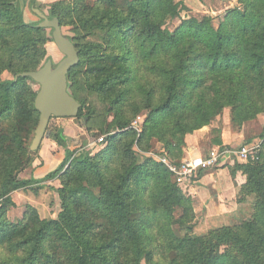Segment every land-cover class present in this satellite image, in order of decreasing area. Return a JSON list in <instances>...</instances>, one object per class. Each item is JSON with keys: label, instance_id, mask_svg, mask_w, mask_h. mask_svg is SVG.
Instances as JSON below:
<instances>
[{"label": "trees", "instance_id": "trees-1", "mask_svg": "<svg viewBox=\"0 0 264 264\" xmlns=\"http://www.w3.org/2000/svg\"><path fill=\"white\" fill-rule=\"evenodd\" d=\"M238 4L217 26L193 16L171 31L167 20L189 9L176 0H0V264H264V132L257 159L234 164L247 177L238 203L254 199L250 219L204 235H195L193 200L168 167L138 160L156 142L159 157L181 163L186 137L225 109L240 128L264 116V0ZM35 9L74 33L80 61L68 91L81 104L74 119L91 132L97 110L86 101L94 96L112 120L102 122L108 137L94 156L71 150L56 128L52 140L65 160L43 178L22 180L40 150L30 149L40 113L38 85L18 76L51 60L53 39ZM141 113L138 134L131 126ZM53 180L60 181L56 219L31 205L10 218L15 191L37 195Z\"/></svg>", "mask_w": 264, "mask_h": 264}, {"label": "crops", "instance_id": "crops-1", "mask_svg": "<svg viewBox=\"0 0 264 264\" xmlns=\"http://www.w3.org/2000/svg\"><path fill=\"white\" fill-rule=\"evenodd\" d=\"M43 3H53L60 0H39ZM40 3V2H39ZM191 14L194 8L190 7ZM217 118L211 125L206 126L192 135L186 137V146L184 148V159L206 157L212 150L220 151L222 148L237 150L243 145H254L258 143L257 132H254L255 126L240 128L232 123L229 111H226ZM264 116L259 117V122ZM61 128L65 131V136L70 141L80 136L79 129L76 130L71 124V119H61ZM217 130V134L213 131ZM47 146L56 152L57 166L51 168V164L46 160H37L30 169H26L20 174V179L29 180L31 178H43L52 169H56L63 163L66 157L65 149L58 146L54 140ZM58 160V161H57ZM236 158L232 155L224 156L220 165L215 169L198 173L191 184L183 189L184 193L193 200L194 211L198 224L195 227V235L207 234L210 230L240 224L250 219L254 199L248 197L244 203H238L239 194L242 187L247 182V177L241 171H234ZM54 163V162H53ZM60 187L59 180H53L45 183V187L40 190L39 195L32 191L19 190L12 194V199L16 208L11 213L12 220L19 219L27 205L36 208L42 219H55L48 213L47 201L43 199L51 194L53 189ZM50 189V190H49ZM52 190V191H51ZM50 197V196H48ZM54 217V218H53Z\"/></svg>", "mask_w": 264, "mask_h": 264}, {"label": "rangeland", "instance_id": "rangeland-1", "mask_svg": "<svg viewBox=\"0 0 264 264\" xmlns=\"http://www.w3.org/2000/svg\"><path fill=\"white\" fill-rule=\"evenodd\" d=\"M176 2H183L188 8H189V6L194 8V11H193V14H191L189 9H185L184 12H182L180 18H177V19L169 18L165 24V27L171 31H174L176 28H178L183 20H185L189 17H193V16L198 17V19H201L204 16L212 17L214 20V25L217 26L219 24L220 20L223 18V16H225L228 9H233V8H236L239 6L238 0H176ZM43 8L46 9L48 12V9L46 6H43ZM191 12H192V9H191ZM28 15L31 19L37 20L32 15L30 10H28ZM63 32L68 38L74 37V33L71 31L70 28H64ZM47 49L49 52V56L51 57V60L54 62V64H59L64 59V55L60 52V50L58 49V47L54 43L53 39H50V41L47 45ZM3 79L10 80V79H12V76L9 75L8 73H5L3 75ZM35 89L39 90V86H35ZM86 105H87V108L93 106L97 110L96 117L94 118L91 125H89V126H92V130L89 134L86 133L85 127L86 128L88 127V126H86V123L78 122L75 119H71L70 122H71L73 128L75 130H76V128L79 129L78 131L80 132V136L77 135L76 139H72L70 141V149L71 150L84 149V150L90 152V154L92 156H94L96 153H98L103 148V144H104L106 138L108 137V132H109L108 131V125L109 124H107L105 126V130H106L105 133L100 132L101 124L103 121L104 122H111L112 117L110 115L107 116L105 114L103 106L100 105L99 102H97V99L94 96H92L91 98H89L88 101H86ZM226 111L230 112V109H225L224 113ZM85 113H86V111H85ZM137 117H141V121H139L140 122L139 128H140V130H142L144 120L146 119V114L141 113ZM137 117L134 119L133 122H135V120H137ZM216 120L217 119H215V121ZM220 120H222V115H221ZM61 122H66V121H62L60 119H58V120L52 119L51 120L48 131L46 133V137H45L42 145L40 146V150H39L38 154L35 157V161L43 160V159L46 160V162L51 164V168H54L55 166H57V163H55L56 162V152L52 151L47 146V144L52 141V137L54 135V130L56 128H61V124H62ZM83 124H85V127H82ZM250 126H255L254 127L255 129H251V130H254V132H257V135L262 134L264 132V119L261 122H253L250 124ZM91 135L92 136L97 135V136L91 137ZM100 139H104V142L99 143ZM93 143H94V146L92 148L89 147ZM154 146H155L154 149H152L151 152H149V153L144 154V153L138 152V160L141 163L144 162L145 160H147L148 158H152V155L160 156V154L162 152L161 151L162 150L161 145L155 142ZM30 168H31V166L28 167L27 169H30ZM53 191L54 192H52L51 194H47L50 197L47 196L43 200L47 201L49 215L54 216L56 219L58 217L59 213L61 212V201H60L59 195L57 194L55 189H53ZM37 195H39V194H37ZM196 223L198 224V221Z\"/></svg>", "mask_w": 264, "mask_h": 264}, {"label": "water", "instance_id": "water-1", "mask_svg": "<svg viewBox=\"0 0 264 264\" xmlns=\"http://www.w3.org/2000/svg\"><path fill=\"white\" fill-rule=\"evenodd\" d=\"M35 12L43 20L39 27L53 30L54 43L64 55V59L59 64L49 60L39 70L18 76L31 77L39 86L35 107L40 113V120L30 148L32 152L39 150L53 118L74 119L81 108V104L68 91V74L79 64V53L72 41L64 34L57 18L50 20L40 10L35 9Z\"/></svg>", "mask_w": 264, "mask_h": 264}, {"label": "built area", "instance_id": "built-area-1", "mask_svg": "<svg viewBox=\"0 0 264 264\" xmlns=\"http://www.w3.org/2000/svg\"><path fill=\"white\" fill-rule=\"evenodd\" d=\"M139 121H141V117H137V120H135L131 126V128L138 134L141 132L139 128ZM103 142L104 139L99 140V143ZM93 146L94 143L89 147L92 148ZM260 146L261 143L254 146L243 145L237 150H230L226 148L223 151L212 150L206 157L184 159L179 164L171 163L165 156L159 157L157 155H152V157L165 164L170 172L175 175L177 184L184 189L191 184L192 180L198 173L212 170L219 166L224 156L232 155L240 163H246L249 160H256Z\"/></svg>", "mask_w": 264, "mask_h": 264}]
</instances>
